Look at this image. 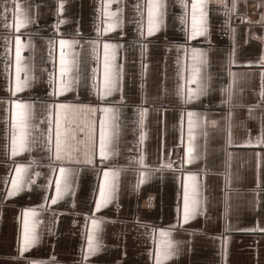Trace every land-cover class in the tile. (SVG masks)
Instances as JSON below:
<instances>
[{
  "label": "crops",
  "instance_id": "crops-1",
  "mask_svg": "<svg viewBox=\"0 0 264 264\" xmlns=\"http://www.w3.org/2000/svg\"><path fill=\"white\" fill-rule=\"evenodd\" d=\"M262 59L264 0H0V264H264Z\"/></svg>",
  "mask_w": 264,
  "mask_h": 264
},
{
  "label": "snow or ice",
  "instance_id": "snow-or-ice-1",
  "mask_svg": "<svg viewBox=\"0 0 264 264\" xmlns=\"http://www.w3.org/2000/svg\"><path fill=\"white\" fill-rule=\"evenodd\" d=\"M151 7V6H150ZM233 7H235V4H233ZM151 15V13H150ZM193 35H200L202 34L203 30L197 31L196 29V21H195V17L193 18ZM155 29L152 27L151 23H150V27H149V34L152 33V31H154ZM18 40V38H17ZM61 45H63L65 43V41H61L60 42ZM109 45L105 44V50H106V63H105V74H104V86H105V95L110 94L111 90L115 87V79H114V74L111 72L109 65L107 63V49H108ZM18 59H19V53H17ZM61 63L63 64V58L61 60ZM261 63H264V59L261 60ZM64 69L62 68V71ZM19 71V69H18ZM19 84L17 87V91H19ZM62 90H67V85H62ZM262 95H264V93H262ZM191 98V97H190ZM18 108L23 109L25 106L22 104H17ZM55 107L59 108V109H66L69 107H72L71 105H67V104H59L56 105ZM105 112L110 111V109H104ZM191 113H189V116L191 117ZM19 118L21 119V121L24 119V113L20 112L19 113ZM190 126H191V121H190ZM143 138V137H142ZM24 144H23V134L21 135L20 138V150H23ZM56 157L57 159L60 158L61 156V131H60V122L59 119L57 120V129H56ZM17 148H16V139H13V155L16 154ZM192 148L189 147V152L191 153ZM108 153L106 152V136H105V131H104V125H103V121L101 122V133H100V155L102 157H105ZM191 159V158H190ZM88 163H92L91 159L89 158ZM168 167H171V164L169 163L167 165ZM66 169L64 168H60V173H61V177H63V174L65 173ZM20 172H21V168L18 167L17 168V178L13 179L12 183H13V188L12 190H10L8 192V195H15L16 192L19 190V180H20ZM105 178L107 180L108 177V172L104 173ZM65 190L67 188V185H64ZM56 193L57 196L53 198V203H55L56 198H58L61 194H62V189H61V179H57L56 180ZM111 198V191L109 190L107 184L101 185L100 186V198L96 201V209L99 210L101 207H103L105 204H107L109 202ZM197 204L198 202L193 200L191 203L189 201V196H188V191L187 188L185 189V196H184V219L188 220L190 218H192V216L195 215L196 211H197ZM92 224L95 227L98 224V221L96 219L92 220ZM35 240V236L34 235H30L29 234V230H28V224L27 221H25V233H24V247L27 248L29 247ZM89 240V254H91L93 251H95V246L93 243V237L91 235H89L88 237ZM33 264H37V262H33ZM157 264H160V258L159 256L157 257Z\"/></svg>",
  "mask_w": 264,
  "mask_h": 264
},
{
  "label": "built area",
  "instance_id": "built-area-1",
  "mask_svg": "<svg viewBox=\"0 0 264 264\" xmlns=\"http://www.w3.org/2000/svg\"><path fill=\"white\" fill-rule=\"evenodd\" d=\"M167 165H168V162L165 163V166H167ZM171 166H172V168H174V167H177V164L173 163Z\"/></svg>",
  "mask_w": 264,
  "mask_h": 264
}]
</instances>
